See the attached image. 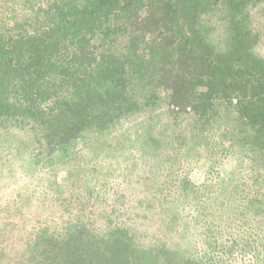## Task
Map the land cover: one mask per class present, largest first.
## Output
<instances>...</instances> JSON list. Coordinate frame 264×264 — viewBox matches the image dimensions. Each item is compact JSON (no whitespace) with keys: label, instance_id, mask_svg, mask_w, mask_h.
Segmentation results:
<instances>
[{"label":"trees","instance_id":"obj_1","mask_svg":"<svg viewBox=\"0 0 264 264\" xmlns=\"http://www.w3.org/2000/svg\"><path fill=\"white\" fill-rule=\"evenodd\" d=\"M262 42L264 0H0V132L28 136L1 144L27 154L1 166L48 167L54 202L77 206L61 230H33L20 264H264ZM159 105L185 128L152 120ZM118 126L157 175L130 205L76 164L117 145ZM231 156L238 179L226 182ZM201 159L196 184L186 167ZM94 193L99 219L83 212ZM149 216L162 227L145 242L137 222Z\"/></svg>","mask_w":264,"mask_h":264},{"label":"rangeland","instance_id":"obj_2","mask_svg":"<svg viewBox=\"0 0 264 264\" xmlns=\"http://www.w3.org/2000/svg\"><path fill=\"white\" fill-rule=\"evenodd\" d=\"M14 10L19 11V6H15ZM257 52L259 55L264 57V42L259 44L257 47ZM162 110L163 107L159 105L158 109L155 111L156 113L151 114L150 118H152V120L154 118V121L157 124L158 122L163 121V124L169 123V125L178 130H183V128H185V121H178V124L176 125L171 118L166 116V114H162ZM152 120L149 118L147 119L148 125H150ZM128 125V122H123L121 127L123 128ZM121 127L118 126L117 130L111 133L114 138L113 141L116 140L118 142L117 145H112L110 149L107 147L103 150H98V152L94 153L93 155L86 154L87 152L84 150L82 151L84 156H79V158L77 157L78 163L76 162V164L80 168L83 164L84 169H91L88 170L89 172H87V175L95 179L91 181L92 184L94 181H96L94 190L96 188L99 189V187H97V183L102 181L103 178L107 177L108 179H106L109 182V185L113 186L112 189L114 191L121 190L124 192V195L126 196L125 205H130L131 201L134 198H137L142 189H144L143 184L145 186L146 184H149L146 183V181H150L148 180L149 176L152 175V178L154 179L157 175H153L151 173V171L154 172V170L151 169L148 164L146 165L144 162L142 163L140 159L136 160V157L131 155L134 149L127 146L126 148H123V146H125V139L120 137V134L123 133ZM18 138H28V136L26 134L17 132H14L13 134H4V132H0V146L1 144L4 145L6 141V143L16 142V139ZM234 151L238 155L249 154L251 152L249 148L240 144L235 146ZM78 152L73 154V156L79 155ZM134 153L137 155L136 152ZM26 155V153L20 154L15 151H9L8 153L4 151L1 153L0 150V264H20V258L26 254L28 246H30L31 242L29 240L32 238V233L35 228H42V230L45 228L57 231L61 230V226L63 225L64 221L67 218L69 219L73 214L76 215L77 212L75 211L77 206L70 207L69 205L68 207H65L67 204H69L68 201H66V203L60 200H56V202H54V197L59 198L60 192L49 186V181L52 180L53 177L49 176V173L52 175V172L47 169L48 167L45 166L38 168L36 171H27L28 168L33 164L28 165V163L26 166H22L21 163L19 164V161L13 163L11 167L8 165L1 166V157L2 159L8 161H10L12 158L23 161L26 159ZM234 157L236 156L229 157L225 162L226 167L224 169L225 172L222 173V178L226 182L238 179V176L236 175L237 173L235 174L232 172L233 166L235 164ZM90 158L94 159L93 164L90 163V165H86V160ZM203 160L205 159H201L193 166L190 165V167H186V172L188 173L187 175L189 179L196 184L202 183L206 175L208 162ZM80 168L77 170L79 171ZM133 173L134 175H138L139 173L142 174L140 183L136 180H131V175ZM56 174L58 180H61V178L64 176L62 171L55 173V175ZM66 193H68V191H66ZM99 198L101 199L100 196ZM111 198H114L113 194ZM100 199H95V193L92 198L85 199L89 202H87L88 207L86 206V211H83L86 212L84 214L85 216L90 218L91 215H93L94 217L92 216V218L99 219L97 214L98 209L96 206L94 208V204L96 201H98L96 203H100V201L103 200ZM107 200L110 201L113 199L108 198ZM78 206V208H80V205ZM99 210L102 212L101 207ZM83 212L80 213L82 214ZM187 219L189 228L193 230V222L189 218ZM145 221L146 222L140 221L141 223H137L139 225L140 231H143L145 234L146 238H143V240L148 242L149 240H152L150 237L158 234L162 225L159 218L153 216H149ZM95 224L100 228V223L95 222ZM179 237L180 236L178 234H172L168 232L167 243L176 245ZM184 239L185 238H179L181 245L182 243H186L184 242ZM188 239L190 238L188 237ZM204 247L205 246L201 242V239H198L195 245L197 253L202 252ZM1 249L2 254H4L3 261L1 259ZM261 262L264 263V259Z\"/></svg>","mask_w":264,"mask_h":264}]
</instances>
